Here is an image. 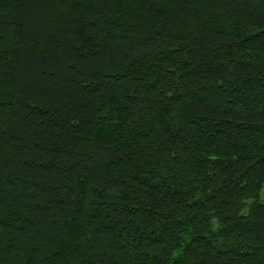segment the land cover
I'll return each mask as SVG.
<instances>
[{
	"label": "trees",
	"instance_id": "1",
	"mask_svg": "<svg viewBox=\"0 0 264 264\" xmlns=\"http://www.w3.org/2000/svg\"><path fill=\"white\" fill-rule=\"evenodd\" d=\"M264 0H0V264H264Z\"/></svg>",
	"mask_w": 264,
	"mask_h": 264
},
{
	"label": "rangeland",
	"instance_id": "2",
	"mask_svg": "<svg viewBox=\"0 0 264 264\" xmlns=\"http://www.w3.org/2000/svg\"><path fill=\"white\" fill-rule=\"evenodd\" d=\"M262 200L264 201V194H263V196H262Z\"/></svg>",
	"mask_w": 264,
	"mask_h": 264
}]
</instances>
